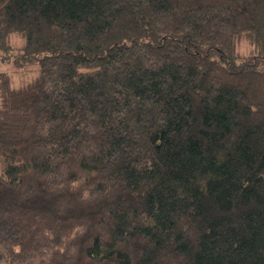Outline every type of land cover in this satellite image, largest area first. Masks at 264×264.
Masks as SVG:
<instances>
[{
	"label": "trees",
	"instance_id": "obj_1",
	"mask_svg": "<svg viewBox=\"0 0 264 264\" xmlns=\"http://www.w3.org/2000/svg\"><path fill=\"white\" fill-rule=\"evenodd\" d=\"M0 59V264H264V0H0Z\"/></svg>",
	"mask_w": 264,
	"mask_h": 264
},
{
	"label": "rangeland",
	"instance_id": "obj_2",
	"mask_svg": "<svg viewBox=\"0 0 264 264\" xmlns=\"http://www.w3.org/2000/svg\"><path fill=\"white\" fill-rule=\"evenodd\" d=\"M13 46L19 48L24 45L25 40L19 35L12 38ZM11 58V57H10ZM0 72H6L11 76L14 86H23L31 83L38 76V66L15 67L10 61L0 59Z\"/></svg>",
	"mask_w": 264,
	"mask_h": 264
}]
</instances>
